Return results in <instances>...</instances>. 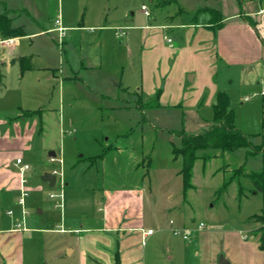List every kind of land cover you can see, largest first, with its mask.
<instances>
[{
    "label": "crops",
    "instance_id": "0c3cea01",
    "mask_svg": "<svg viewBox=\"0 0 264 264\" xmlns=\"http://www.w3.org/2000/svg\"><path fill=\"white\" fill-rule=\"evenodd\" d=\"M14 2L0 0L4 5L0 12L3 25L19 32L15 36H4L0 30V46L7 48L0 52V264H214L213 244L209 243L213 230H202L205 224L203 227L198 225L193 229L195 234L191 236L190 232V238L184 239L183 231L192 230L183 222L180 205L175 206L180 207L177 212L174 207L166 205L164 210L170 209L169 214L174 216L166 224L158 223L154 228V219H146L145 196L139 188L121 186L106 189L101 216L92 218L88 224L84 221L87 216L83 218L82 212L75 216L61 210L60 215L55 214L60 221L53 226H39L44 214L41 205L34 207L38 218L25 215L27 208L32 207L31 198H37L45 185L50 186L42 176L46 172L56 175V163L62 167L64 162L62 157H57V140L60 141L67 133L61 124L52 127L50 118L53 110L57 115L61 110L65 95L60 89L63 84L76 85L74 80L79 78L83 82L84 77L86 81L83 84L89 87L84 88L85 92L96 95L99 81L96 82L94 76L102 74V94L110 95L111 85L116 90L130 91L140 97L152 98L158 93L157 106L182 103L190 107L192 121L196 122L194 127H203L202 130L212 121L195 116L196 111L207 107L213 113V103L219 91L227 93L233 111L235 98L244 104L259 94L262 100L263 2L217 1L216 6L197 9L192 19L182 18L181 14L186 10L179 7L165 21L132 24L129 25L130 31H127L128 27L102 22L106 16L99 4L95 13H89L84 20L70 19L62 14L60 6L53 13L52 5L51 16L46 22L31 8L14 6ZM20 10L32 17L36 28L27 29L25 24H13L12 15ZM145 15L150 17L151 13ZM58 19L60 23L56 22ZM58 25L64 27L62 36L57 30ZM120 28L123 34L118 33ZM169 30L175 33L176 40L173 36L166 38ZM51 32L56 33L53 40L61 44L63 50L65 44L83 39L76 61L71 62L68 53L67 64L61 67L41 60L45 46L42 50L35 44V38ZM114 37L119 43H126L124 51L117 56L107 48L111 40L116 52L118 45ZM24 39H31L28 52L21 50ZM61 61L62 55L60 64ZM54 82L60 86L57 92H54ZM260 83L262 87L255 88ZM38 142L40 145L36 148L34 145ZM33 154L36 159H41L39 164H36ZM17 158L22 162L18 163ZM25 164L28 168L23 170ZM30 171L41 175L40 183L22 184ZM22 185L29 191L23 205L19 203ZM60 185V192H56L55 197L65 199L66 204L63 187L68 186V181L64 180L62 171ZM62 202L61 199L60 203L56 201L55 206L59 207ZM170 221L182 232L175 234ZM149 228L154 232L147 235L145 243H142V229ZM224 232L221 246L225 243L226 253L215 264H220L221 258L227 264H264V250L260 249L258 238L249 233L250 229L246 233L230 228ZM44 234H49L50 239ZM54 234L58 236L53 242ZM189 243L197 247L195 254L183 246H189Z\"/></svg>",
    "mask_w": 264,
    "mask_h": 264
},
{
    "label": "rangeland",
    "instance_id": "374dc122",
    "mask_svg": "<svg viewBox=\"0 0 264 264\" xmlns=\"http://www.w3.org/2000/svg\"><path fill=\"white\" fill-rule=\"evenodd\" d=\"M15 1L14 6H27L34 13L42 16L46 22L51 16L52 5H54L53 13L55 8L57 10L60 6L62 14L70 19L84 20L89 13H95L99 4L106 13H104L106 17H102L104 18L102 22L110 26L128 27L127 31H130L129 25L132 24L147 22L153 24L165 21L166 17L169 14H175L174 12L179 7L186 10L181 14L182 18L192 19L195 11L197 12L200 7L216 6L217 1L223 2V0ZM142 4L147 6L151 13L150 17L143 13ZM3 8L4 5L0 4V12ZM12 16H14L12 19L14 25L25 24L27 29L36 28L35 21L24 10ZM168 36H173L174 39L176 37L171 30L166 38ZM53 37H56V33L51 32L35 38L37 46L41 48L45 46L44 50L42 48L41 60L48 64H58L61 67L67 64L66 54L68 53L70 61H76L80 54L79 47L84 43L81 41L83 39L65 44V50H63L62 45L54 41ZM113 40L118 45L116 52L113 51L114 43L111 40L107 48L114 56H117L118 53L124 51L126 43L125 41L119 43L116 37ZM30 42L31 39L22 40L21 50L23 52L30 51ZM6 49L0 46L1 53ZM61 55L62 64H60ZM102 77V74L94 76L95 81H99L96 84L99 90L96 95L85 92L84 88L89 87L84 86L83 82L86 81L84 77H82L83 82L79 78L75 79L76 85L70 83L69 86L63 84L64 86L60 87L57 82H54V92H57L60 87L65 93L59 115L53 110L50 116L52 127H59L58 125L61 124L60 127H63L67 133L60 141L57 140L59 142L57 157H62L64 162L60 167L58 159L57 167H55L58 171H56L57 183L52 187L45 185L37 198H31L33 199L32 207L27 208L28 213L25 216L33 215L38 218L39 215L36 214L34 207L41 205L44 214L41 216L42 225L39 226H53L54 223L60 221L59 216L55 214L60 215L61 210L67 211L68 214H76L75 216L82 212L83 218L87 216L84 221L88 224L92 218L99 219L101 216L100 210L103 207L105 190L125 186L139 188L144 193L146 219L149 221L154 219V228L158 223L166 224V221L174 216V214H169L170 209L164 210L166 205L174 207L175 212L180 208H175V206L180 205L183 222L187 228L192 230L191 236L195 234L193 229H197L200 222L205 224L202 230H213L209 243L213 244L211 252H213L214 264L220 256H225V243L223 246L221 243L226 229L240 230L242 233L250 229L249 233L259 239L262 233V230H258L259 223L250 222L248 224L246 219L261 211L262 194L251 192L253 188L251 181L244 175L235 176L229 184L225 185V183L231 174L237 172V169L245 172L259 169L261 158L253 154L247 155L246 149L226 151L221 154L218 149L199 150V154L209 153L211 156L195 160L191 176L193 187L185 188L181 173L182 157L175 158L173 149L182 146L181 132H198L203 128L194 127L196 122L192 121L190 107L182 103H177L176 106H157L149 103L154 97H140L130 91L116 90L112 85L110 95L102 94L101 92H104L101 87L104 81ZM118 78L121 80L120 76ZM126 78V73H124V82ZM90 87L94 88L93 85ZM261 87L260 83L255 88ZM248 92L246 91V94H249ZM232 103L235 126L246 134L253 144H261L263 140L261 95L251 97L244 104L237 98ZM196 113L195 116L209 122L212 121L213 113L210 108L203 107ZM39 145L38 142L34 146L38 148ZM32 156L36 164L41 162V159H36L35 154ZM61 171L64 180L68 181V186L63 187L67 203L65 204V199L60 198L63 202L56 207L55 203L56 201L60 203V199L50 197V193L60 192ZM40 176L38 173L32 174V171L27 172L25 185L40 183ZM240 184L243 187L242 195L238 194ZM34 226L38 227V224ZM37 234L40 236V233ZM47 235L49 234H44V237L50 239ZM54 236L51 238L53 242L57 240L58 235L54 234ZM176 237L182 239L181 235ZM183 246L195 254L197 247L193 243Z\"/></svg>",
    "mask_w": 264,
    "mask_h": 264
},
{
    "label": "trees",
    "instance_id": "16d2710c",
    "mask_svg": "<svg viewBox=\"0 0 264 264\" xmlns=\"http://www.w3.org/2000/svg\"><path fill=\"white\" fill-rule=\"evenodd\" d=\"M0 30L4 36L18 35L16 28H12L9 25H3V20L0 19ZM157 93L154 99L150 101V104L158 105ZM234 111L230 108V100L227 93L219 91L216 95L215 102L213 103V119L212 123L198 132L185 133L181 132V147L173 149L174 157H182L181 173L183 176L185 188L193 187L191 183L192 168L197 158H208L211 154L206 153L204 155L199 154V150H213L218 149L221 153L234 152L238 149H246V154H253V156H259L261 158V167L257 170H251L245 172L244 170L237 169V172L230 175L226 184H229L235 176L244 175L249 177L253 188L252 193L260 192L263 197V206L259 213L250 215L246 222H258V230H262V233L258 239L260 249L264 250V142L261 144H253L249 137L244 134L239 128L235 126ZM262 131L264 135V94L262 95ZM248 152V153H247ZM213 156V155H212ZM243 187L239 185V195L243 194Z\"/></svg>",
    "mask_w": 264,
    "mask_h": 264
},
{
    "label": "built area",
    "instance_id": "2783aa9c",
    "mask_svg": "<svg viewBox=\"0 0 264 264\" xmlns=\"http://www.w3.org/2000/svg\"><path fill=\"white\" fill-rule=\"evenodd\" d=\"M259 1H261V2H263V9H264V0H259ZM142 10L144 11V13L145 14H147V15H149L150 14V12H149V10L147 9V6L146 5H142ZM262 9V10H263ZM56 22L57 23H60L59 22V19L58 20H56ZM57 30L59 31V35L60 36H62L63 35V33H64V27L63 26H61V25H58V27H57ZM123 30L120 28V29H118V33L119 34H123ZM168 41H171V38H168ZM263 93H264V89H263ZM17 162L18 163H20V162H22V159L21 158H17ZM28 168V165H24L23 167H22V169L24 170V169H27ZM25 182V180H22V184ZM28 194H29V191H28V189L24 186V185H22V188H21V195H20V197H19V203L21 204V205H23L24 204V202H25V198L28 196ZM55 196H57V194H55V193H50V197H55ZM9 212H11V211H9ZM170 223H171V229H172V231L175 233V234H178V233H181L182 232V230H181V228H178V227H175L174 225H173V222L172 221H170ZM199 226L200 227H203L204 226V223L203 222H200V224H199ZM143 231H142V243H145V238H146V236L147 235H149V234H152L153 232H154V229H152V228H149V229H142ZM184 233L182 234L183 235V238L184 239H189L190 238V230H185V231H183Z\"/></svg>",
    "mask_w": 264,
    "mask_h": 264
},
{
    "label": "water",
    "instance_id": "95a60500",
    "mask_svg": "<svg viewBox=\"0 0 264 264\" xmlns=\"http://www.w3.org/2000/svg\"><path fill=\"white\" fill-rule=\"evenodd\" d=\"M42 180L43 181H49L50 182V186H53L55 184V181H56V175L53 172H46L42 176ZM220 264H227V261L224 260L223 258H221L220 259Z\"/></svg>",
    "mask_w": 264,
    "mask_h": 264
}]
</instances>
